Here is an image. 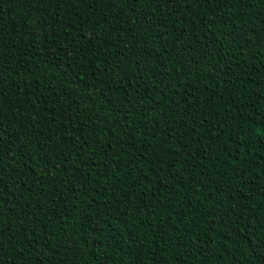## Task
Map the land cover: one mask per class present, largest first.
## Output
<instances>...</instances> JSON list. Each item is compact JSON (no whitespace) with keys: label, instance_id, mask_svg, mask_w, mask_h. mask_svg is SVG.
<instances>
[{"label":"trees","instance_id":"1","mask_svg":"<svg viewBox=\"0 0 264 264\" xmlns=\"http://www.w3.org/2000/svg\"><path fill=\"white\" fill-rule=\"evenodd\" d=\"M0 264H264V0H0Z\"/></svg>","mask_w":264,"mask_h":264}]
</instances>
